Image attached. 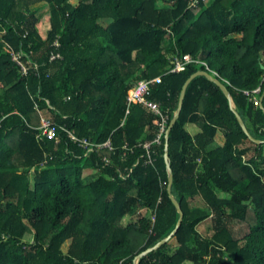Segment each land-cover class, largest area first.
Returning <instances> with one entry per match:
<instances>
[{"label": "trees", "instance_id": "trees-1", "mask_svg": "<svg viewBox=\"0 0 264 264\" xmlns=\"http://www.w3.org/2000/svg\"><path fill=\"white\" fill-rule=\"evenodd\" d=\"M193 1L0 0V264H135L170 235L181 214L165 135L153 142L161 118L127 96L161 76L148 97L170 124L198 70L226 84L235 108L208 76L189 83L169 135L183 221L138 264H264V98L244 93H264V0ZM6 44L38 67L24 74ZM53 50L63 58L50 61ZM186 54L194 61L173 70ZM69 131L115 150L87 153Z\"/></svg>", "mask_w": 264, "mask_h": 264}, {"label": "built area", "instance_id": "built-area-1", "mask_svg": "<svg viewBox=\"0 0 264 264\" xmlns=\"http://www.w3.org/2000/svg\"><path fill=\"white\" fill-rule=\"evenodd\" d=\"M199 0H194L193 5H197ZM55 47L60 46V41L56 39L53 43ZM6 50L12 53L13 59L15 62L20 66L21 71L24 74H29L31 72V66L34 68L38 67V64L35 62H30L31 64H28L26 59H25V53L23 51H15L13 48L9 45L6 44L5 46ZM58 58H63L60 52L53 50L50 54V61H53ZM194 61L193 57L190 54L184 55V57L177 58L176 64L173 70H182L185 68V65L187 62ZM199 61V60H197ZM207 68L209 66L207 65L206 62H203ZM161 76H157L152 79H142L136 82L131 86L128 92L127 96V102H128V107L131 106L132 103H142L147 105L153 112L158 114L161 118L160 121V127L157 133L156 138L154 139L153 142L161 143L162 138L166 133V130L169 126V113L163 112L161 108V103L155 100H152L148 97V95L151 92V86L155 82H161ZM263 91L262 85H259L258 87L252 89V90H244V93L248 96H250V99L254 102L255 105H261L262 100H261V94ZM130 108H128L127 112H129ZM41 128L43 129V132L48 136V137H57L56 136V128L55 125L52 124V122L43 117L42 119V126ZM70 136L77 142H79L80 146L84 147L87 149L88 152H93L96 150H100L102 148H108L110 150H115L114 145L112 144V141L109 139L104 142H94L92 140H89L88 138H79L75 135L74 132L69 131ZM152 142H145L143 146L147 149V152L149 154V159L148 162H152L153 158L150 153V146ZM104 160L109 163L111 161L110 157L108 155L104 156Z\"/></svg>", "mask_w": 264, "mask_h": 264}, {"label": "water", "instance_id": "water-1", "mask_svg": "<svg viewBox=\"0 0 264 264\" xmlns=\"http://www.w3.org/2000/svg\"><path fill=\"white\" fill-rule=\"evenodd\" d=\"M201 74H204L206 76H208L209 78L213 79L215 82H217L221 88L225 91V93L227 94V96L230 98L231 100V103H232V106L235 108V105H234V102H233V98L231 96V93H230V90L228 89V87L226 86L225 83H223V81H221L220 79L216 78L213 74H211L209 71L207 70H198L197 72L193 73L188 79L187 81L185 82L184 86H183V89H182V92H181V96H180V101H179V105H178V108L177 110L175 111L174 113V116L166 130V133H165V153H164V157L166 159V162H167V167H168V170H169V186H168V190H169V193L171 195V197L173 198L175 204L177 205L179 211H180V219L178 221V224L176 226V228L173 230V232L168 235L166 238L160 240L159 242H157L154 246L152 247H149L147 248L146 250H144L143 252H141L139 255L136 256L135 258V264H138V261L139 259L144 256L145 254L149 253L150 251L158 248L159 246H161L162 244H164L165 242H167L171 237H173L176 232L178 231L179 227L181 226L182 224V221H183V217H184V212H183V209L181 207V204L180 202L173 196L172 194V185H173V180H174V175H173V172H172V168H171V164H170V161H169V135H170V131L173 127V125L175 124V122L177 121L179 115H180V112L182 110V107H183V102H184V98H185V94H186V90H187V87L189 85V83L191 82V80L196 77L197 75H201ZM263 98H264V93L262 94L261 96V100L263 101ZM261 106L263 107V104H261ZM236 114L242 124V126L244 127L245 131L249 134L250 138L254 139L256 142L260 143V142H263V140H260V139H256L254 138L245 122H244V119L242 118V116L239 114L238 111H236Z\"/></svg>", "mask_w": 264, "mask_h": 264}, {"label": "rangeland", "instance_id": "rangeland-1", "mask_svg": "<svg viewBox=\"0 0 264 264\" xmlns=\"http://www.w3.org/2000/svg\"><path fill=\"white\" fill-rule=\"evenodd\" d=\"M73 2H77V0H73ZM38 22H37V28L39 32L42 34L43 37L47 36V32L50 28V8L48 5H38ZM97 172L96 169H90L86 168L84 170V175ZM193 204H202V200L200 198L193 201ZM211 226V220H207L200 224L199 229L203 234H206L208 232V229Z\"/></svg>", "mask_w": 264, "mask_h": 264}, {"label": "crops", "instance_id": "crops-1", "mask_svg": "<svg viewBox=\"0 0 264 264\" xmlns=\"http://www.w3.org/2000/svg\"><path fill=\"white\" fill-rule=\"evenodd\" d=\"M191 131H195V129H194V128H192V129H191Z\"/></svg>", "mask_w": 264, "mask_h": 264}]
</instances>
